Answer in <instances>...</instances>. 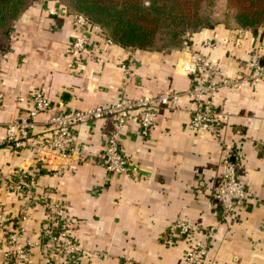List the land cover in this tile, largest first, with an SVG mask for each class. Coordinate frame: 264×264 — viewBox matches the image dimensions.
<instances>
[{"label": "crops", "instance_id": "obj_1", "mask_svg": "<svg viewBox=\"0 0 264 264\" xmlns=\"http://www.w3.org/2000/svg\"><path fill=\"white\" fill-rule=\"evenodd\" d=\"M53 8V13L48 9ZM224 11V7L222 8ZM223 11L212 27L188 35L181 49L147 51L107 44L99 36L73 59L69 42L76 27L57 0H35L12 22L9 46L0 53V264H59L43 241L44 204L19 220L22 193L5 190L8 178L33 171L35 196L60 202L72 217L69 234L83 250L75 264H182L186 249L202 238L199 228L214 225L205 264H264V80L217 88L211 102L222 137L221 147L208 132L193 128L194 105L188 96L159 106L154 124L139 133V111L129 112L119 134L125 174L107 173L97 163L112 117L73 125L74 149L52 167L35 158L34 145L48 132L49 115L67 110L109 106L120 93L129 98L184 90L190 76L180 69L189 50L203 54L219 70L216 80L246 71L250 54L264 58V25L256 34L236 28ZM131 57L127 74L121 64ZM39 89L50 102L38 112L32 132L19 150L6 141L4 124L25 114L26 94ZM223 149L235 162L246 200L220 219L211 190L220 171ZM183 220L194 229L184 238L164 240L170 223ZM22 225L17 244L9 236ZM9 253V259L4 253Z\"/></svg>", "mask_w": 264, "mask_h": 264}, {"label": "built area", "instance_id": "obj_2", "mask_svg": "<svg viewBox=\"0 0 264 264\" xmlns=\"http://www.w3.org/2000/svg\"><path fill=\"white\" fill-rule=\"evenodd\" d=\"M47 11L53 13V8H49ZM68 15L76 27V32L71 37L68 47V53L73 59L79 58L94 44L93 38L95 36H99L107 44H113L110 39L103 35L100 26L90 22L84 15L80 13H68ZM131 61V57H128L126 63L121 64L124 74H127ZM179 64L180 69L191 78L190 85L184 90H165L155 95H141L136 98H129L120 93L115 102L109 106L67 110L49 115L43 120L48 132L41 136L34 145L36 160L41 165L55 166L57 160L68 159L74 150L71 147L69 137L71 127L77 123L111 116L112 125L105 134L103 148L97 163L109 174H125L128 163L120 150L118 140L129 112L132 110L139 111V133L145 136L154 124L157 107L171 104L182 95L188 96L194 105L190 114V125L195 129L211 134L221 147L223 141L212 106L211 94L217 88H228L233 85H244L264 80V58L259 59L256 54L252 53L244 61L243 68L246 71L238 70L232 76L219 80L215 79L219 75L218 68L196 50L187 51ZM26 97L31 102L27 112L4 124L6 141L16 150L22 148L24 142H27L26 140H28L34 126V116L40 111L48 110L51 105L39 89L30 90ZM231 156L229 152L223 149L220 171L210 193L211 198L216 203V213L220 219L229 217L235 209L243 206L246 200L245 187L237 179L235 162ZM52 169L54 173H58L59 168L55 166ZM34 184L35 175L33 171L23 173L17 180L8 178L4 182L5 190L22 193L26 199L22 204L20 222L25 220L28 210L32 206L37 203L45 205L47 213H45L43 224L44 244L53 249L59 256V264H75L83 254V250L69 234L72 217L60 202H49L46 200L45 194L35 196L32 191ZM5 219L6 215L0 204V226ZM193 229L194 227L190 223L175 220L169 224L164 241L170 243L174 237L189 236ZM214 230V225L199 228L202 238L195 240L186 249L182 264H205L208 242L212 238ZM21 235L22 225L9 238L17 244ZM22 251L23 247L17 244L14 254H22ZM4 257L9 259V253H4Z\"/></svg>", "mask_w": 264, "mask_h": 264}, {"label": "trees", "instance_id": "obj_3", "mask_svg": "<svg viewBox=\"0 0 264 264\" xmlns=\"http://www.w3.org/2000/svg\"><path fill=\"white\" fill-rule=\"evenodd\" d=\"M35 0H0V53L9 46L12 22ZM214 0H63L69 13H80L123 48L181 49L188 35L216 23ZM224 17L236 28L256 34L264 25V0H224Z\"/></svg>", "mask_w": 264, "mask_h": 264}, {"label": "rangeland", "instance_id": "obj_4", "mask_svg": "<svg viewBox=\"0 0 264 264\" xmlns=\"http://www.w3.org/2000/svg\"><path fill=\"white\" fill-rule=\"evenodd\" d=\"M58 2H60L61 4L63 3V0H57ZM224 7V0H214L212 1V6H211V13H212V16H219L220 14H222L221 12L223 11V8ZM215 18V17H213Z\"/></svg>", "mask_w": 264, "mask_h": 264}]
</instances>
